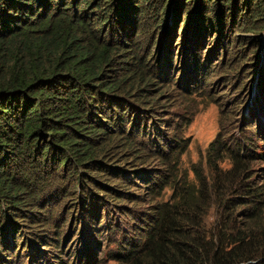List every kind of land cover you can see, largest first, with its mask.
I'll list each match as a JSON object with an SVG mask.
<instances>
[{"label": "trees", "instance_id": "1", "mask_svg": "<svg viewBox=\"0 0 264 264\" xmlns=\"http://www.w3.org/2000/svg\"><path fill=\"white\" fill-rule=\"evenodd\" d=\"M193 1L195 8L199 6L195 13V8L190 12ZM142 3L150 1L0 0V201L2 205L8 203L6 208H13L12 219L7 214L2 219L3 211L0 213L2 251L9 256L5 258L0 253V261L11 263V238L17 232L18 222L32 218L13 219L19 216L16 206L27 204L18 202L22 186L5 171L13 151L16 157L35 154L39 161L50 162L55 170L65 169V178L74 180L79 188L83 180L78 173L90 170L120 178L119 169L112 164L117 157L111 154L119 140H124L121 144L129 150L142 149L136 137L144 136V131L138 129L140 116L135 111L151 112V98L146 99L140 92H148L144 87L152 83L137 75L136 85H128V76L120 77L124 74L121 69L126 70L120 65L136 56L126 58L133 50L124 47L125 41L131 40L124 34L134 32L136 20L144 15L145 11H138ZM176 4L173 26L168 32L170 37L174 34L180 10L189 5L182 20L183 42L201 41L213 28L221 34L227 18L235 32L257 33L264 25V0H177ZM162 5L158 6L159 13L152 15L150 25L154 29L160 26L159 14L166 3ZM106 36L108 39H104ZM234 36L237 47L233 57L244 59L245 54H237L245 49V35ZM166 51L169 68L172 50ZM190 56L199 63L196 49ZM139 64L138 67L146 65L144 61ZM114 66L116 73L112 71ZM171 77H165L167 82ZM131 115L134 123L127 134L125 121ZM175 142L178 145L171 152L170 142L165 143L172 157L181 151V147L175 151L181 146L180 141ZM155 152L168 160L163 151ZM225 154L229 158L227 169L217 164ZM252 159L244 146L234 150L216 137L207 153L211 178L205 181L202 173L195 171V183L186 178L182 182L175 180L170 196L143 213L133 227L136 234L126 243H119L115 255L120 264H264V186L259 182L264 180V173L253 171ZM90 179L92 182L85 180L84 185L88 191L91 183L112 189L110 184ZM163 186H158V190ZM74 192L75 189H69L63 197L74 200ZM213 206L218 217L208 227L206 218ZM38 210L30 211L31 215L41 216ZM94 219L95 212L88 222ZM42 221L45 226L46 220ZM63 247L64 243L60 249L51 246L52 254H48L44 264H69ZM77 261L76 264H91V260L80 262L79 256Z\"/></svg>", "mask_w": 264, "mask_h": 264}, {"label": "rangeland", "instance_id": "2", "mask_svg": "<svg viewBox=\"0 0 264 264\" xmlns=\"http://www.w3.org/2000/svg\"><path fill=\"white\" fill-rule=\"evenodd\" d=\"M149 1V4L138 6V11L141 9L145 13L136 20L134 32L124 34L131 39L125 41L127 44L124 47L133 50L126 58L133 54L136 56L128 59L127 64L120 65L126 69H121L124 74L120 77L128 76L125 81L128 85H136L137 75H143L152 83L144 87L148 92H140L147 96L146 99L151 98L148 100L151 112L135 111L140 116L138 129L144 131V136L135 133L139 135L136 141L142 149L134 147L129 150L126 144H121L124 140H119L111 154L117 157V162L112 164L119 169L120 178L90 170L78 173L83 180L79 188L74 180L65 178V169L57 171L50 162L39 161L35 154L16 157L12 150L5 171L22 186L18 202L27 203L16 206L20 218L13 219H23V216L32 218L25 217L27 222H18L17 232L11 238L14 242L13 260L11 263L0 261V264H44L48 254H52L50 247L60 249L61 243H64L69 264H76L78 256L82 263L91 260V264H120L115 255L119 243H126L136 234L133 227L143 213L170 196L175 180L182 182L186 178L188 182L195 183V171L202 173L205 181L211 178L207 153L210 142L216 137L234 150L244 146L245 152L252 154L250 165L253 171L260 175L264 173V25L257 33L235 32L227 18L221 34L213 28L201 41L183 42L180 37L182 20L189 5L180 10L174 34L170 37L168 30L173 26L177 0ZM194 2L190 12L195 8ZM165 3V9L159 14L160 26L154 29L150 25L154 18L152 15L159 13L158 6ZM198 9L197 4L193 12ZM235 33L245 35V49L237 54H245L244 59L233 57L237 47ZM190 39H193L191 34ZM167 48L172 50L169 68H166ZM193 49L197 51L199 63H195L194 56H190ZM144 57L147 60H143ZM139 61H144L146 65L138 67ZM129 68L134 70L128 71ZM113 69L115 72L116 66ZM133 71L135 74H132ZM112 74L109 72V75ZM168 74L172 76L169 82L165 78ZM133 121V115L125 121L127 134L133 127ZM175 140L181 143L175 151L178 152L180 147L181 151L172 157L165 143L170 142L171 152L178 145ZM156 149L163 151L168 160L159 158ZM217 164L227 169L228 155L225 154ZM80 170L85 171V168ZM90 177L110 184L112 189L91 183L88 191V186L84 185L85 180L92 182ZM259 182L264 186V180L259 179ZM165 183H171V186ZM163 184V189L158 190V186ZM69 189H75L71 195L74 200L63 197ZM131 193L136 196L129 195ZM4 203L2 205L0 201L2 219H5V214L12 219L10 210L12 212L13 208H6L8 203ZM34 206L41 216L31 215L35 213ZM94 212L95 219L90 223L88 217ZM217 217L213 206L206 218L208 227ZM43 219L46 220L45 226L41 225ZM1 240L0 235V253L9 258L2 251Z\"/></svg>", "mask_w": 264, "mask_h": 264}]
</instances>
